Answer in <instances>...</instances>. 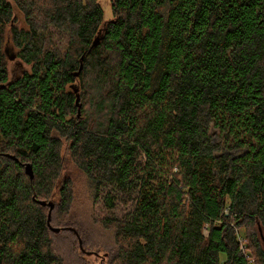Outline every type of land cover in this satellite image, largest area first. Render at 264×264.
I'll use <instances>...</instances> for the list:
<instances>
[{"label": "trees", "instance_id": "1", "mask_svg": "<svg viewBox=\"0 0 264 264\" xmlns=\"http://www.w3.org/2000/svg\"><path fill=\"white\" fill-rule=\"evenodd\" d=\"M111 4L0 0V264H264V0Z\"/></svg>", "mask_w": 264, "mask_h": 264}, {"label": "rangeland", "instance_id": "2", "mask_svg": "<svg viewBox=\"0 0 264 264\" xmlns=\"http://www.w3.org/2000/svg\"><path fill=\"white\" fill-rule=\"evenodd\" d=\"M99 4L101 5L103 12H104V24L108 23L109 21L114 19L113 10H112V0H98ZM16 17L18 19L17 26L18 27H26V21L24 15L16 11ZM56 37L54 40L58 43V46H62L64 49L66 47V44L64 42L60 43L58 42L57 35L59 32H54ZM65 42H66V36H64ZM5 54L7 56V62H8V71H9V79L15 80L21 75H23L26 71H30L31 67L27 64H25L21 58H18L19 54V48L14 45L11 36L7 37V43H5ZM14 57V58H13ZM13 58V59H12ZM85 108H87V105H85ZM82 114V108L81 113ZM65 178H72L75 181L74 185V193L76 199H80V202L73 205V209H71V214L73 216V219H76L80 221L83 224V230L85 229L88 231L90 228L94 226L95 231L104 239L108 240L109 242L114 241V233L111 230H105L100 224L96 225L94 221L101 220L103 216H105L107 213L102 208L101 204H94L92 208V202L90 200V193L87 186V183L85 182V179L77 168H75L72 164H69L68 167H66V170L64 172ZM79 195V197H78ZM76 201V200H75ZM128 212V209L124 206L119 208L117 210L116 214L118 216H122ZM239 234L244 236V232L239 230ZM253 258V257H252Z\"/></svg>", "mask_w": 264, "mask_h": 264}, {"label": "water", "instance_id": "3", "mask_svg": "<svg viewBox=\"0 0 264 264\" xmlns=\"http://www.w3.org/2000/svg\"><path fill=\"white\" fill-rule=\"evenodd\" d=\"M96 45H97V42L94 43V44L92 45V47L90 48V50H92ZM84 57H85V56H83V57L81 58V60H80V62H81V66H80V70H79V72L77 73V75L80 74V72H81V70H82V68H83V60H84ZM13 58H14V57H13ZM13 58H12V59H13ZM75 92L77 93L78 116H80V113H81V104H80V102H79V100H80V95L78 94V89H76ZM6 156L9 157V158L16 159V157H14V156H12V155H9V154H7ZM24 167H25V173H26V175H28V176L30 177V179L33 180V179H34L33 166H32L31 164L27 163V164L24 165ZM38 203H39L40 205H42V206H47V207H49V213H48V225L50 226V220H51L52 211H53V209H54V204H53L52 202H46V201H39ZM52 230L55 231V232H59V229L52 228ZM80 242H81V241H80Z\"/></svg>", "mask_w": 264, "mask_h": 264}, {"label": "built area", "instance_id": "4", "mask_svg": "<svg viewBox=\"0 0 264 264\" xmlns=\"http://www.w3.org/2000/svg\"><path fill=\"white\" fill-rule=\"evenodd\" d=\"M208 232H209L208 231V226H205L204 234L207 235ZM238 237H239V241H240V244H241V250L243 252H245V254H248V249H247L244 237L241 234H239V232H238ZM247 257H248V264H255V261H254V259L252 257H250L249 255H247Z\"/></svg>", "mask_w": 264, "mask_h": 264}, {"label": "bare ground", "instance_id": "5", "mask_svg": "<svg viewBox=\"0 0 264 264\" xmlns=\"http://www.w3.org/2000/svg\"><path fill=\"white\" fill-rule=\"evenodd\" d=\"M251 257V256H250Z\"/></svg>", "mask_w": 264, "mask_h": 264}]
</instances>
